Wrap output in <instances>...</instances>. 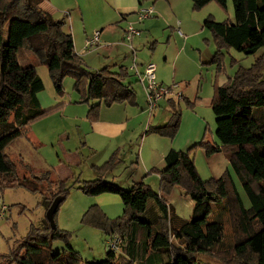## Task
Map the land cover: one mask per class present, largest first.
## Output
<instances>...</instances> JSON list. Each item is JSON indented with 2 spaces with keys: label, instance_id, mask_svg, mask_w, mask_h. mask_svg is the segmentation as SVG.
Listing matches in <instances>:
<instances>
[{
  "label": "trees",
  "instance_id": "1",
  "mask_svg": "<svg viewBox=\"0 0 264 264\" xmlns=\"http://www.w3.org/2000/svg\"><path fill=\"white\" fill-rule=\"evenodd\" d=\"M42 1L0 0V126L8 123L11 116L14 118V125L0 134V192L14 187L39 192V185L46 183V209L55 198L61 197L62 201L55 213L56 227L52 228L47 218L40 227L32 225L26 237L18 240L8 253H0V264L82 262L80 252L71 243L70 231L57 224L58 211L76 183L90 196L117 194L124 205L118 217H110L98 204H92L84 213L83 224L101 229L112 238H122L118 250L109 246L106 259L86 260L85 264H199L198 255H212L222 264H264V120L253 116L255 107L264 109L263 57L251 67L238 69L230 84L217 88L211 106L216 116L218 143L213 146L203 140L185 151L171 149L164 159L167 169L153 168L159 174V190L144 181L124 188L110 179L124 160L119 149L102 165L94 166L96 176L90 180L70 183L69 178L56 177L52 169L36 171L24 161L20 165L30 176L21 178L19 165L6 149L15 140L26 138L35 123L59 112L63 104L42 106L38 94L45 89L44 81L35 66L21 65L20 48L33 51L48 67L60 95L65 92V79H74L79 102L89 104L91 120L98 118L102 103H136L137 96L133 84L126 82L130 76L127 67L121 66L118 71L108 66L99 70L88 68L75 51L66 21L44 10L40 6ZM211 2L227 10L228 0H192L193 9L200 11ZM232 3L234 21H217L209 15L204 22L216 49L212 63L218 69L230 49L252 55L264 47V0ZM182 100L194 107L185 97L170 99V119L163 125L150 126L148 131L174 138L181 125ZM198 147L207 148L209 155L223 149L231 168L218 178H202L193 156ZM234 175L241 182L248 205ZM176 186L195 202L190 219L176 214L167 199ZM150 200L155 204L149 206ZM214 213L219 215L218 219L211 221ZM228 225L232 243L227 248L224 241ZM56 240L63 241L66 249L53 253L50 247Z\"/></svg>",
  "mask_w": 264,
  "mask_h": 264
},
{
  "label": "crops",
  "instance_id": "2",
  "mask_svg": "<svg viewBox=\"0 0 264 264\" xmlns=\"http://www.w3.org/2000/svg\"><path fill=\"white\" fill-rule=\"evenodd\" d=\"M69 5H74V9L79 8L81 12L85 7L93 8L89 15L90 22L82 12L84 15L83 23L81 22L83 34L77 31L75 18L70 19L72 20L70 32L73 35L75 51L83 58L88 68L99 70L108 66L113 71H118L121 66L129 68V65L133 63L134 55L133 51L123 43V33L125 28L133 23L141 30L140 35L136 36L133 41L140 66L143 68L150 61L156 63L158 81L164 85L174 82L182 84L184 97L193 102L194 107L182 111L178 133L174 138H169L157 132H149L148 128L165 124L173 111L170 99H180L167 98L160 101L157 110L163 109L164 114H161V111L156 114V110L150 114L146 97L145 105L143 98L138 101L137 96L136 103H114L111 106L102 103L98 118L91 120L88 117L89 104L85 103L86 108L80 106L83 103L79 102L80 96L72 86L70 91L66 89L67 92L62 95L54 92L52 88L49 89V94H43V90L38 97L44 108L58 104H63V108L35 123L28 136L23 138L33 150L29 151V155L31 152L36 153L35 159H32L35 160L33 167L36 171L52 169L57 177L69 178L66 177L69 175L66 172L70 166L79 162V158L77 157L74 161L69 157L71 152L67 156L70 160L62 159L63 166L67 169L63 172L51 168L53 163L43 149L45 147L55 148L59 156V147L64 146L65 141L69 143L72 140L78 142L80 140L84 147L91 151L93 165L105 162L119 149L124 159L122 164L130 158V164H125L127 165L126 177L128 176L129 182L127 184L132 186L134 182L144 181L155 190H159V174L153 172V168L167 169L164 159L171 149L185 151L203 140L210 142L213 146L218 143L216 116H212L211 103L217 88L228 85V82L230 84L233 77L231 75L222 77V68L218 69L212 64L216 49L212 35L210 34L211 37H209L207 32L209 30L204 26L209 15L214 17L213 13H207L205 10L211 3L200 11L193 9L192 0H157L155 2L153 0H69L64 4V9H61L54 0H43L40 4L52 15L62 10L67 18L71 16L69 11H65ZM148 6L154 8V14L140 22L137 12L139 8ZM97 30L101 31L100 43L86 48L87 39L91 38ZM39 63L42 64L40 59ZM128 71L130 76L134 75V79L139 83L137 76L129 69ZM130 76L127 77L126 82L133 84L135 88V81L130 79ZM65 84L67 86L72 84L69 77L65 79ZM154 116L159 117L157 123H152ZM66 121H70L71 124H64ZM139 132L141 133L137 140L141 137V143H136L135 149L133 139ZM41 147L42 151H40ZM201 148L203 150L197 149L194 155L195 164L198 166L197 158L200 155L201 160L208 163L206 172L210 178H218L231 168L230 158L223 149L209 155L207 148ZM17 152L23 159L21 150ZM17 152L7 153L17 162L19 159ZM113 177H115L114 173ZM111 195L113 194L97 195L95 204L100 205L110 217H118L120 215L117 216V214L120 213L116 212L122 210V202ZM1 201L3 197L0 199V209L3 207L8 209L4 201L2 203ZM85 212L84 209L77 212L78 221ZM59 227L65 230L70 228L63 219ZM111 239L112 237L108 236V245Z\"/></svg>",
  "mask_w": 264,
  "mask_h": 264
},
{
  "label": "rangeland",
  "instance_id": "3",
  "mask_svg": "<svg viewBox=\"0 0 264 264\" xmlns=\"http://www.w3.org/2000/svg\"><path fill=\"white\" fill-rule=\"evenodd\" d=\"M56 3L59 4V7L61 9H64V4L69 2V0H54ZM86 4V2H85ZM210 4V3H209ZM71 5V4H70ZM65 11H69L71 13V16L68 18L65 14L62 13V10L57 11L53 16L56 19H64L67 20L66 22V29L71 30L70 26L72 24V17L75 18L74 23H76L77 31L80 32V34H83V28L81 27V22L83 23L84 15L85 14L87 20L90 22L91 17L89 15L92 13L93 8L92 7H85L82 12L79 8L76 10L74 9V5L70 6ZM207 13H213L215 19L217 21H223L228 18L235 20V13H234V7L232 0H228V7L227 10L222 9L217 3L211 2V5L205 9ZM209 10V12H208ZM77 13H79L77 15ZM76 15V17H75ZM66 17V19H65ZM80 26V27H79ZM209 34V37H211V33L207 31ZM18 57L20 60V63L23 67L27 66H35L36 69H38V74L43 79L46 87L44 89L43 94H49V89L52 88L54 90V85L49 73V69L46 65L39 63V57L31 50L26 48H20L18 51ZM263 57L264 59V47H261L255 54L252 55H245L235 49H230L228 52H225L224 58H223V64H222V70H221V76L222 77H228L236 74L238 69L243 67H251L254 62L260 58ZM126 63V62H125ZM131 64V63H130ZM156 64V63H155ZM213 64V63H212ZM216 66L215 64H213ZM130 66V65H129ZM263 75H264V63H263ZM133 74V73H131ZM133 81H135V90L137 94V100L139 101L141 98H143L144 105L145 103V97L147 102V96L146 93H144L145 90H143V85L139 81L136 82L134 79V75L130 76ZM72 77H69L72 84L67 86L64 82V91L66 89L70 91L71 86L74 89V79ZM178 83V82H175ZM173 84V83H172ZM180 84V83H178ZM229 84V82H228ZM171 85V84H169ZM178 90H182V93L184 94V89L182 87V84H180V87ZM57 92V91H56ZM59 94V93H58ZM181 100V99H180ZM182 111L184 109H192L191 107H188L186 103L182 100ZM92 103V102H91ZM94 103V102H93ZM84 108H86L85 103L82 105ZM132 106V105H131ZM212 108V106H211ZM161 111V114H164V110L159 108L156 110V114H159ZM147 114V113H146ZM212 116H215L212 112ZM253 116L256 117L259 120H264V109L262 107H255L253 111ZM159 117H153L152 123H157ZM65 120V119H64ZM64 124H71L70 121L64 122ZM14 125V118L11 116L10 120L6 124H2L0 126V134L3 133L5 130L10 129ZM141 132L137 134V136L133 139V144H135L136 149V143H141V137L137 140L138 136ZM143 133V132H142ZM208 135H210V132L208 131ZM28 146V147H27ZM19 149L21 150V153L23 154V159L19 156ZM197 149H202L201 147H198ZM196 149V150H197ZM33 151L31 149V146L27 144V142L21 138L15 140L11 145L8 146L6 149V152H10L11 154L13 152H17L18 157L20 160L25 161L26 163L34 166L36 153L31 152L29 155V151ZM196 150L193 153V156L196 153ZM203 150V149H202ZM42 151V147L41 150ZM45 153L48 155V159L53 163L51 168L59 169L61 171H67V169L64 168L63 164L64 161L62 159H69L67 156L71 153L69 157L72 159L79 158V162L76 163L74 166H70L68 169L69 175L66 177H69L70 183H74V180H90L93 179L96 176V172L94 169V166H100L104 162L98 165H93L91 162L92 155L91 151L84 147V145L78 141H70L69 143L65 141L64 146L59 147L60 155L57 156V152L55 148L51 147H45L43 149ZM135 151V150H134ZM27 153V155H26ZM137 151L135 152V154ZM8 154V153H7ZM9 155V154H8ZM135 156L133 155V158ZM18 159L17 164L19 165V175L20 177L30 176V172L23 166L20 165L22 161ZM102 161V160H98ZM130 158L126 163H121L114 171L115 177H113V173L111 174L110 179L115 180L123 185L124 188H130L131 186L127 183L128 182V176L126 177L127 173L125 170L127 169V165L129 163ZM198 166L197 169L204 179H209L210 176L206 172L208 168V163L204 160H201V156L199 155L197 158ZM201 163V164H200ZM231 167V166H230ZM70 171V172H69ZM54 172V171H53ZM54 175L57 177L56 172H54ZM65 178V177H64ZM235 183L239 189V192L244 199L245 203L248 205L249 200L246 195V193L243 190V187L241 185V182L239 181V178L234 175ZM34 183V182H33ZM32 182L27 181V184L30 186H33ZM160 184V182H159ZM41 187V191L39 192H32L31 190L25 188V187H14V188H6L3 190V192H0V199L3 197L4 203L8 206V209L6 207L4 209H0V253H8L10 249L18 243V240H21L22 238L26 237L28 234L30 228L32 225L35 226H41L42 225V219L44 217L46 218V206L44 204V196L46 197L48 195V192L46 191V183H43L39 185ZM154 189V188H153ZM113 194V193H111ZM44 195V196H43ZM111 196H115L117 199L119 198V202H122L121 198L117 194H113ZM96 196H90L85 194L79 187L78 183H76L70 192V195L65 200V202L61 205L58 214H57V224L59 226L60 221L63 219L68 227V231L71 233V243L74 246V248L80 252L83 260L79 264H85L86 260H102L107 258V253L109 251V245L107 244L108 235L104 233L101 229H98L96 227H92L87 224L82 223V218L80 221L77 220V212H80L81 209H88L92 204H95ZM167 199L169 203L175 208L176 214L179 216L190 219L193 213V208L195 205V202L192 198L187 196L183 190L180 187H174L172 192L167 196ZM1 201V203L3 202ZM152 204H155L153 200H150L149 206ZM124 211V205L122 202V210L118 215H122ZM84 215V213H82ZM218 216L216 213L212 214L210 216V220L214 221L218 219ZM83 217V216H82ZM220 217L225 218L226 216L221 215ZM231 227L228 225L227 235L225 237L224 246L228 248V246L232 243V234H230ZM51 251L53 253L62 251L66 249V245L61 240H56L51 245ZM198 261L199 264H222L220 263L214 256L212 255H198Z\"/></svg>",
  "mask_w": 264,
  "mask_h": 264
},
{
  "label": "built area",
  "instance_id": "4",
  "mask_svg": "<svg viewBox=\"0 0 264 264\" xmlns=\"http://www.w3.org/2000/svg\"><path fill=\"white\" fill-rule=\"evenodd\" d=\"M138 19L140 22L151 17L154 14V8L151 6L139 8ZM141 30L133 23H130L124 30L123 43H125L132 51L134 55L133 63L129 66V70L132 71L142 83L147 96L148 111L150 114L155 112L159 107L160 101L167 98L182 99L184 94L182 90H178L180 84L173 83L171 85H164L157 79V65L154 62H147L142 68L137 58V51L133 47L134 38L140 35ZM101 31L97 30L93 36L86 41V48L100 43ZM4 209V207H3ZM122 242V238L114 236L109 241V246L118 250L119 244Z\"/></svg>",
  "mask_w": 264,
  "mask_h": 264
},
{
  "label": "water",
  "instance_id": "5",
  "mask_svg": "<svg viewBox=\"0 0 264 264\" xmlns=\"http://www.w3.org/2000/svg\"><path fill=\"white\" fill-rule=\"evenodd\" d=\"M61 201H62L61 197L55 198L54 201L52 202L51 206L48 208V210L46 212V218L50 222L52 228L56 227L55 213H56Z\"/></svg>",
  "mask_w": 264,
  "mask_h": 264
}]
</instances>
